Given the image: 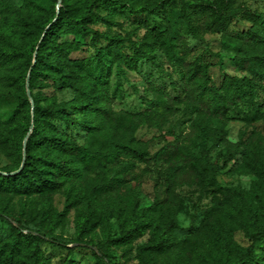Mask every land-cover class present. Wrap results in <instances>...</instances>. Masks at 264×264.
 I'll use <instances>...</instances> for the list:
<instances>
[{
    "label": "trees",
    "instance_id": "obj_1",
    "mask_svg": "<svg viewBox=\"0 0 264 264\" xmlns=\"http://www.w3.org/2000/svg\"><path fill=\"white\" fill-rule=\"evenodd\" d=\"M58 1L23 0L0 19V86L11 102L0 119V150L10 160L0 167V217L15 224V239L0 243V264H49L43 243L66 245L47 237V221L61 224L81 203L88 217L80 221L78 247L90 249L96 264L115 263L107 246L84 239L114 219L120 231L107 238V245L127 244L152 231L136 255L141 264H159L158 256L181 247L191 259L200 243L207 249L201 259L208 264H264V133L255 125L264 122V10L235 5V0H61L58 10ZM130 16L134 30L124 28ZM243 21L245 28L239 26ZM141 27L145 32L138 36L135 30ZM207 34L220 35L221 49H212ZM185 35L206 43L193 59ZM159 50L180 75V94L159 96L140 112L115 110L113 74L156 62ZM215 65L222 71L219 84L210 72ZM29 74L34 108L27 93ZM173 84L177 89V81ZM65 91L71 97L60 95ZM179 104L183 112L195 113L189 140H167L152 154L151 140L139 138L138 130L162 129ZM231 120L244 121L239 139L230 143L223 161L212 159L211 149L226 139ZM160 135L174 132L170 128ZM239 152L254 178L251 187H223L219 176ZM154 157L166 164L167 201L136 193L125 203L110 194L136 178L138 163ZM181 176L190 177L199 201L211 194L202 227L187 245L175 236L183 203L174 187ZM62 190L64 210L38 211L34 227L3 197H46ZM240 232L246 243L236 239Z\"/></svg>",
    "mask_w": 264,
    "mask_h": 264
},
{
    "label": "rangeland",
    "instance_id": "obj_2",
    "mask_svg": "<svg viewBox=\"0 0 264 264\" xmlns=\"http://www.w3.org/2000/svg\"><path fill=\"white\" fill-rule=\"evenodd\" d=\"M23 0H0V19L3 12L10 6L19 5ZM247 4L255 8L264 10V0H235V5ZM124 28L134 30L136 28L134 16L126 19ZM248 22L240 23L241 28H245ZM184 30V28H183ZM138 36L143 35L145 29L143 27L135 30ZM186 43L191 48L189 58L193 59L202 52L206 43L198 42L189 35H185ZM206 39L210 40V46L214 51L221 49L220 35L207 34ZM35 41L31 42V45ZM158 57L156 62L143 61L139 64L136 70H126L123 73H114L111 81V93L113 98L111 105L115 110H129L140 112L155 105V99L159 96L175 97L181 92L179 73L170 66L169 61L162 51L157 52ZM213 61H216L214 59ZM225 69L229 72L233 71L231 67L226 65ZM214 81L219 84L222 79V71L218 65L210 69ZM174 81H177L178 88L175 89ZM119 88V90H115ZM71 97V93L63 92L60 95ZM0 119H5L6 109L11 106L8 94L0 86ZM174 114L169 115V119L165 122L162 129L155 127H142L138 130L137 135L142 139L151 140V153H155L161 148L167 140L178 139L181 143L189 140L190 125L194 121L195 113L182 111V105ZM159 111H166L164 107H158ZM244 121L231 120L227 126L228 133L226 139L221 143L212 147L210 155L212 159L220 157V161L226 157L230 150V143H234L239 139L240 129L243 127ZM258 130L264 133V122H256ZM172 128L174 136L160 135L162 132ZM195 152L199 154V148H195ZM243 154L238 153L234 161L230 162L225 170L219 176V181L223 187L241 186L249 189L251 187L253 176L242 165ZM10 163L4 153L0 150V167ZM166 164L163 160L152 158L147 162L138 163L133 171L136 178L122 186L119 190L110 192L116 199H120L125 203H130L131 195L141 193L152 201L158 196L161 201H167L169 196L166 193V188L163 184L165 178ZM111 175V172H108ZM190 177L181 176L179 183L174 187L179 194L183 203V209L179 213V221L181 228L176 231L175 236L182 242L193 240L197 234V230L202 227L203 216L202 210L210 205L211 194L206 192L202 200H198L199 191L190 182ZM192 181V180H191ZM9 201V205L14 208L15 215L20 217L22 221L30 227H34V220L38 211H59L62 212L67 202L66 192L57 191L52 196L41 197L38 195H11V197L3 196ZM32 213V215L30 214ZM88 210L85 203L73 206L67 214L65 220L56 225L54 220H48L44 232L47 237L56 239L66 245L63 247H54L43 243L47 254L51 257L49 264H60L67 259H73L77 264H96V259L90 249L78 247L81 242L79 224L80 221L86 220ZM34 219V220H33ZM15 225V224H13ZM11 223L0 217V243L11 242L15 239V229ZM120 231L118 220H109L106 224L97 226L92 230L84 241L89 244H102L107 246L110 260L115 264H141L137 259V253L142 245L150 242L152 231L146 230L139 238L127 244L107 245V238H114V235ZM160 233L158 234V236ZM164 235V234H163ZM168 236V235H165ZM236 239L242 243H246L243 233L236 234ZM113 240V239H112ZM207 251L203 243H200L198 248L192 249V258L188 257L189 251L183 247L171 250L166 254L158 256L159 264H168L169 262L179 261L180 264H208L204 259H201V253ZM206 258V257H205ZM212 262V259L209 258Z\"/></svg>",
    "mask_w": 264,
    "mask_h": 264
},
{
    "label": "water",
    "instance_id": "obj_3",
    "mask_svg": "<svg viewBox=\"0 0 264 264\" xmlns=\"http://www.w3.org/2000/svg\"><path fill=\"white\" fill-rule=\"evenodd\" d=\"M60 5H61V0L58 1V5H57L58 10H59V8H60ZM48 28H49V26H47V29H48ZM44 35H45V33L43 34V37H44ZM43 37H42V38H43ZM36 54H37V52H35V55H36ZM29 82H30V74H29L28 77H27V83H26V86H27V93H28V96H29L30 101H31V104H32V108H34V101H33V98H32V96H31V91H30V88H29V85H30ZM32 129H33V124L31 125L30 131H29V133L27 134V136H26L25 139H24V158H23V163H22L20 169L22 168V166L24 165V162H25V158H26V143H27V139H28L29 134H30V132H31ZM20 169H19V170H20ZM19 170L14 171L13 173H17Z\"/></svg>",
    "mask_w": 264,
    "mask_h": 264
}]
</instances>
